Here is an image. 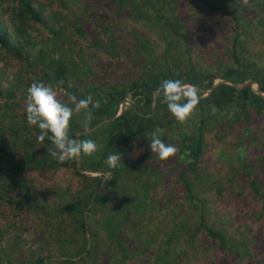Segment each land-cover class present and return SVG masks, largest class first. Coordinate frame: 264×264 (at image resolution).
I'll return each instance as SVG.
<instances>
[{"label":"trees","instance_id":"1","mask_svg":"<svg viewBox=\"0 0 264 264\" xmlns=\"http://www.w3.org/2000/svg\"><path fill=\"white\" fill-rule=\"evenodd\" d=\"M100 10L110 17H94ZM84 14L104 40L82 25ZM66 25L92 50L83 53L81 42L64 35ZM128 34L130 41L114 39ZM97 51L108 56L89 62L85 56L96 61ZM4 56L18 63L0 87V264H190V247L199 264H264L250 249L251 237L207 221L198 194L206 184L219 199L250 193L262 201L257 218L264 210L257 166L237 157L252 140L264 149L251 125L253 116L264 115V0H0ZM168 79L195 85L202 97L185 124L156 96ZM35 81L52 85L64 102L100 101L87 131L80 112L69 133L93 139L96 154L76 162L51 156V141L38 139L19 101ZM157 127L179 149L169 162L150 151ZM231 127L238 163L209 179L198 165L206 138L221 152ZM257 130L264 138V128ZM116 152L122 161L110 168L107 158ZM56 171L75 177L76 188L55 178ZM173 177L182 197L164 218L154 211L163 206L151 189ZM184 203L181 216L174 209Z\"/></svg>","mask_w":264,"mask_h":264},{"label":"rangeland","instance_id":"2","mask_svg":"<svg viewBox=\"0 0 264 264\" xmlns=\"http://www.w3.org/2000/svg\"><path fill=\"white\" fill-rule=\"evenodd\" d=\"M104 15V16H102ZM94 17H110V13L105 10H100L97 13L93 12ZM83 20L81 21L82 25L85 26L91 34L99 37L101 40H104V34L100 30V28L93 24L92 16L84 14ZM117 32H122L121 30ZM116 32V33H117ZM64 35L77 40L83 45V53L86 50H92V47L79 36L76 31L66 25L64 29ZM127 37L121 38L115 35L114 39L119 41H130V35H126ZM118 41V40H117ZM108 55L105 52L97 51L95 52V58L87 57V60L91 63L98 64L99 59L104 60ZM14 59L10 57L0 58V70L2 71L0 80V87H4L6 84L10 82L14 69L16 67L17 61H13ZM21 61V60H20ZM30 77L34 76L33 73H28ZM31 84H29V87ZM62 97V94H59ZM20 103L25 105V101L19 99ZM251 125H254L252 128L258 135L259 141H263L264 138L261 136V133L257 130V127L264 128V115L258 117L253 116L251 119ZM238 123H234L232 127H237ZM229 128L227 130V137L224 140V150L221 152H214L212 150V144L210 139L206 138V146L203 150V153L199 157V167L203 174H207L208 178H213L214 174L218 172H231V167L237 165L236 156L232 155L234 151L233 142L235 140V134L233 132V128ZM214 145L221 143L218 140H213ZM246 147H244L243 155L237 156L239 159H247L252 164L256 165L257 176L260 179L261 184L264 186V157L262 159L259 158L261 154H264V149H261L259 144L252 140L250 142L245 143ZM174 158V157H173ZM173 158L167 160L169 162ZM176 159V158H175ZM54 177L57 179L67 178L70 183L72 189L76 188L77 182L75 177H73L67 171H56ZM175 177L172 179L166 180V184L163 186L159 183L155 186H152L151 189V197L155 199L156 205H162V209L159 211L158 208L154 207V211L164 216V218H168L171 212L170 207L174 208L173 201L179 200L182 197L181 193V185L179 180H175ZM40 180V179H39ZM232 184L237 187V183L235 180L232 181ZM245 185V184H243ZM203 189L198 191L199 195H203L205 198L204 202V210L207 221H217V225H221L222 221L225 223L228 232L230 234H239V236L251 237V245L250 249H255L264 256V210H261L260 216L255 214V212L260 209L261 199L253 198L250 193L240 194L234 197H228L227 199H219L215 196L213 189L210 186L203 185ZM51 197V195H50ZM226 197V196H225ZM184 203L180 204L179 207H176L174 210L181 212V216H184ZM168 208V209H167ZM197 250H194L190 247L185 254L187 262L190 264H199L196 259Z\"/></svg>","mask_w":264,"mask_h":264},{"label":"clouds","instance_id":"3","mask_svg":"<svg viewBox=\"0 0 264 264\" xmlns=\"http://www.w3.org/2000/svg\"><path fill=\"white\" fill-rule=\"evenodd\" d=\"M243 3L247 5L248 0H243ZM156 96L161 98V102L166 104L168 111L180 124H185L196 114L202 98L195 85H188L179 79L163 80L156 90ZM68 101L72 106L59 98L52 85L40 81L33 82L27 89L25 100L27 122L39 128L38 139L42 141L47 138L51 141L53 148L50 154L60 162H76L83 156L91 157L99 151V146L93 139H73L69 133L74 113L80 112L85 114L83 127L87 131L93 119L91 108H99L100 101L93 103L91 96L79 100L75 96H69ZM217 111L213 106L212 113L216 114ZM164 133L165 130L159 127L150 133V151L160 161H167L179 152L175 145L166 144L161 139ZM121 161V154L116 152L108 156L106 163L108 167L115 168Z\"/></svg>","mask_w":264,"mask_h":264},{"label":"water","instance_id":"4","mask_svg":"<svg viewBox=\"0 0 264 264\" xmlns=\"http://www.w3.org/2000/svg\"><path fill=\"white\" fill-rule=\"evenodd\" d=\"M251 80H246V81H244L242 84H245V83H247V82H250Z\"/></svg>","mask_w":264,"mask_h":264}]
</instances>
